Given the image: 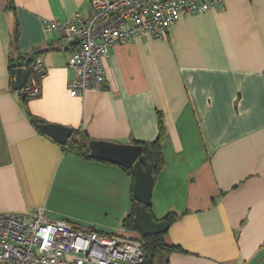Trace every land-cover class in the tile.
Instances as JSON below:
<instances>
[{"label":"crops","instance_id":"1","mask_svg":"<svg viewBox=\"0 0 264 264\" xmlns=\"http://www.w3.org/2000/svg\"><path fill=\"white\" fill-rule=\"evenodd\" d=\"M89 9V0H0V213L42 209L53 221L141 237L123 227L131 177L64 151L27 118L10 74L35 56L45 75L27 110L45 124L129 145L154 140L161 115L164 166L149 212L177 216L166 241L180 251L167 264H264V0H226L177 19L163 38L111 46L103 88L73 98L71 49L42 21Z\"/></svg>","mask_w":264,"mask_h":264},{"label":"built area","instance_id":"2","mask_svg":"<svg viewBox=\"0 0 264 264\" xmlns=\"http://www.w3.org/2000/svg\"><path fill=\"white\" fill-rule=\"evenodd\" d=\"M226 0H89L90 13L65 20H43L45 32H55L71 49L68 67L75 73L71 97L105 83L103 61L107 50L134 39L163 38L177 19L206 13ZM112 19L96 32L95 26ZM42 59L32 65L33 75L23 95H39L38 82L45 75ZM138 239L101 234L63 220H51L43 210L29 216L0 213V264H142Z\"/></svg>","mask_w":264,"mask_h":264},{"label":"water","instance_id":"3","mask_svg":"<svg viewBox=\"0 0 264 264\" xmlns=\"http://www.w3.org/2000/svg\"><path fill=\"white\" fill-rule=\"evenodd\" d=\"M112 19L105 20L97 24L94 28L96 32L106 26ZM23 68L11 70L13 77V90L20 91L24 97L22 88L26 84L27 75ZM37 131L51 137L59 145H65L72 135V129L53 125L37 124ZM89 156L95 160L114 164L130 170L133 177L132 195L135 199V211L133 221L138 234L141 237L159 235L167 232L168 223L164 220L155 221L148 207L152 204V187L154 177L152 169L141 154L142 148L135 144H119L113 142L93 141L88 143Z\"/></svg>","mask_w":264,"mask_h":264},{"label":"trees","instance_id":"4","mask_svg":"<svg viewBox=\"0 0 264 264\" xmlns=\"http://www.w3.org/2000/svg\"><path fill=\"white\" fill-rule=\"evenodd\" d=\"M11 5H12V0H7V7H10ZM15 35H16V30H15ZM35 59H36L35 56H31L28 58H24V57L20 58V60H25L24 67L26 71L25 75H27V78L33 75L31 68ZM27 99H29V97L24 94V100H23V108L25 110L24 112L26 113L30 123L36 127L37 124H42L44 122L32 116L31 113L27 110ZM164 133L165 132H164L161 115L158 114L157 137L150 142L133 143L142 148L141 154L145 157L146 162L150 165L152 169L153 177H155L164 166V158L161 151V142L163 140ZM89 141L90 138L84 131L72 130L71 137L69 138V140L65 145H61V148L64 149V151L75 154L80 158L86 160H95L89 156V147H88ZM101 162L103 161L101 160ZM118 167L124 170V172L127 173L133 181V177L130 173V170H126L121 166ZM132 204H133V206L131 207L132 210L130 214L124 219L123 227L127 230L135 231L136 227L133 221L134 211H135V199L133 195H132ZM147 211H150V207L147 208ZM175 219H177V216L174 213H168L163 220L166 221L168 224H170ZM138 240L143 249L144 260L142 264H167L169 255L173 252L180 251L178 247L166 241V233L148 236V237H139Z\"/></svg>","mask_w":264,"mask_h":264}]
</instances>
